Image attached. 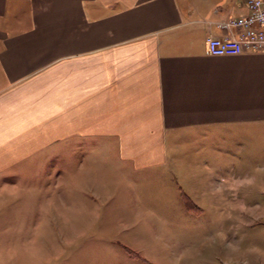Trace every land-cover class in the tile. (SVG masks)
Wrapping results in <instances>:
<instances>
[{
    "label": "crops",
    "instance_id": "1",
    "mask_svg": "<svg viewBox=\"0 0 264 264\" xmlns=\"http://www.w3.org/2000/svg\"><path fill=\"white\" fill-rule=\"evenodd\" d=\"M245 2L0 0V178L29 210L54 187L70 226L125 182L203 211L264 202V52L207 54Z\"/></svg>",
    "mask_w": 264,
    "mask_h": 264
},
{
    "label": "rangeland",
    "instance_id": "2",
    "mask_svg": "<svg viewBox=\"0 0 264 264\" xmlns=\"http://www.w3.org/2000/svg\"><path fill=\"white\" fill-rule=\"evenodd\" d=\"M47 184L29 205L48 212L36 219L26 217L21 176L0 178V264H264V218L251 215L264 213L261 199L203 211L125 182L88 198L70 226Z\"/></svg>",
    "mask_w": 264,
    "mask_h": 264
},
{
    "label": "built area",
    "instance_id": "3",
    "mask_svg": "<svg viewBox=\"0 0 264 264\" xmlns=\"http://www.w3.org/2000/svg\"><path fill=\"white\" fill-rule=\"evenodd\" d=\"M247 14L223 24L225 34L207 38V54L237 56L264 52V0H246Z\"/></svg>",
    "mask_w": 264,
    "mask_h": 264
}]
</instances>
